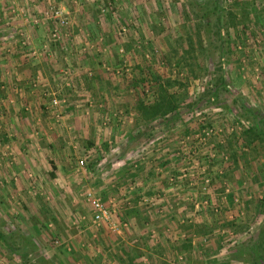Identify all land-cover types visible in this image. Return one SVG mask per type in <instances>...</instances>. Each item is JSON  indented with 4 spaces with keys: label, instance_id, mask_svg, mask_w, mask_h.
Returning <instances> with one entry per match:
<instances>
[{
    "label": "rangeland",
    "instance_id": "1",
    "mask_svg": "<svg viewBox=\"0 0 264 264\" xmlns=\"http://www.w3.org/2000/svg\"><path fill=\"white\" fill-rule=\"evenodd\" d=\"M86 1L0 0L6 32L0 53H11L9 43L17 39L32 60L53 53L68 57L55 65L52 86L43 88L45 111L40 113L51 129L63 120L68 105L63 91L73 86L72 73L92 77L99 67L114 76L109 96L120 88L130 97L117 102L115 110L107 108L101 118L98 114L96 123L115 120L123 127L116 130L118 137L113 130L100 139L102 157L109 156L100 161L97 173L104 174L97 177L111 182L122 165L135 178L127 181L122 171L111 194L97 190L92 180L97 173L91 174L93 161L86 151L94 145L80 136L70 144L74 153L67 155L76 157L69 187L80 184L72 192L58 191L61 184L40 164L35 168L40 176L27 170L26 176L12 173L14 164L23 163L17 154L30 152L34 141L25 144L27 139L3 120L13 100L8 93L0 96V264H252V243L264 253V0H92L95 22L112 29L113 47L105 34L87 39L90 33L75 27L74 4ZM12 19L40 26L41 45L26 48L30 36L11 25ZM76 38L81 43L75 46L71 40ZM39 80L35 75L31 86ZM98 84L96 91L103 89ZM53 97L60 106L51 105ZM97 98L92 103L104 108L103 98ZM130 118L134 125L128 127ZM252 125L263 135L250 132ZM161 139L167 157L157 160L154 172L164 175L171 190L144 193L137 186L144 168L139 158L159 147ZM111 152L123 160L112 162ZM133 180L132 207L124 208L129 205L124 200L117 206L107 201L124 197ZM87 190L109 203L115 226L93 222ZM174 201L177 206L171 207ZM179 210L176 219L184 227L179 236L171 228L152 227Z\"/></svg>",
    "mask_w": 264,
    "mask_h": 264
},
{
    "label": "crops",
    "instance_id": "2",
    "mask_svg": "<svg viewBox=\"0 0 264 264\" xmlns=\"http://www.w3.org/2000/svg\"><path fill=\"white\" fill-rule=\"evenodd\" d=\"M35 1V0H29ZM34 5V4H33ZM74 10L72 12V15L74 16V20L76 22L75 27L80 28L83 27L86 29L90 34L87 36V39H94L98 34H105L106 42L109 41L108 46H112L113 43H111L112 40V29L109 30L106 29V27L103 24H97L95 21L97 17V9L94 7L92 0H88L86 2H83L82 5L74 4ZM3 12L0 11V47L4 44V38L6 36V32L4 31V18H2ZM10 24L14 27L19 28V30H23L26 33L29 34L30 40L28 41V45L26 48H30L33 46L39 47L41 43H39V34L42 33V30H40V26L37 25H30V24H24L19 20L12 19L10 21ZM109 32V33H108ZM110 35V36H109ZM108 39V40H107ZM72 39V43H75V46L80 44L79 39L76 38ZM38 41V42H36ZM9 43V42H8ZM10 47L12 48V52L8 54H2L0 53V96L5 95L8 93V96L10 97L12 102L6 105L7 109L5 110V114L3 115V120L10 121L15 128L17 132V136L22 137V139H27L25 144L29 145L34 141L32 144L33 149L30 152H19L17 154L16 159L23 161L21 164H14L11 167L12 173L17 174L19 177L23 174L26 176L25 172L26 170L28 172H31L33 174H36L40 176L41 174L38 173V169H35L36 167L43 166L48 172L45 174L46 176L50 175L52 176V181L54 183H58L61 187H57L58 191H70L72 192L73 189H76L79 187V183L74 185V188L70 189V183L69 180L72 181L73 177L76 173L73 172V166L75 163L76 157H67L69 153H74V151H71L72 142L77 144L79 140V136L82 137L83 141L89 140L90 143H92L94 146H90L89 148H86V151L89 152L88 155L92 158V164H91V174H96L98 169V165L100 164V161L106 157L109 156V154L103 155L102 157V148H103V142L101 141L104 139V134H109V131H113V133L116 132V134H113L114 138L118 137L117 133L119 131H116L117 129L121 131V127L119 125H116L115 120H112V123L110 125H104L100 124V121L96 123L97 119L100 120L101 113H104V111L107 110H115V106L117 107V102H120L121 100L128 99L130 95L123 94L125 91L124 89L118 88L116 90L115 97H110L109 94H112L115 90L114 88V82L115 78L114 76H110L106 73L101 72L97 67L96 70H94V75L92 77H84L83 75H79L77 71L75 73H72L70 75V78H72L73 86L65 87L64 93L68 97V105L63 115V120L60 119L59 123H55V126L53 125V129L50 128L51 121L48 120L47 116L44 117L41 116L40 111H45V100L46 97L43 95L44 90L43 88H47L49 85L52 86V82L55 81V78L53 76V70L55 68V65L59 66L61 65V62H68V57H66L62 53H57V57L53 54H50V57L47 56H41L39 59L36 57L35 59L38 60H32L29 55L26 54L25 47L21 46V44L17 41V39L12 40V42L9 43ZM113 47V46H112ZM110 51V50H109ZM0 52H3L0 50ZM75 56V55H74ZM73 55L69 56L73 62L79 63V60L75 59L77 57H74ZM58 58V59H57ZM57 61V62H56ZM94 61V66L96 67L97 63ZM111 61V60H110ZM56 62V63H55ZM112 62V61H111ZM114 62V61H113ZM76 65V63H74ZM74 65V66H75ZM76 67V66H75ZM39 74L41 76V81L39 80L38 85H32L30 79L33 78L35 75ZM51 80V83H49ZM109 80L108 85L105 88L104 81ZM97 81V82H96ZM99 82L98 86H102L104 89H99L98 91L95 90L97 83ZM112 82V83H111ZM55 84V83H54ZM23 86L27 87L26 89H23ZM34 86V87H33ZM37 86V87H36ZM56 87V84L53 85ZM109 86H113V88H109ZM32 87V88H31ZM46 95V93H45ZM7 96V97H8ZM93 96L98 97V99L103 98L104 102V108H98L96 105H94L93 102ZM70 97V98H69ZM96 100V99H95ZM96 102V101H95ZM28 105V107L26 106ZM109 105V106H108ZM134 111L131 109V107L127 110ZM47 112V111H46ZM100 118H99V116ZM134 119L131 120V118L128 120L130 122L128 127H131L134 125L132 124ZM125 120H122V122ZM141 123V122H140ZM140 126L143 128L145 126V122L141 123ZM71 129V132L68 130ZM73 128V129H72ZM34 129L39 130V134L34 132ZM63 129V130H62ZM32 130L31 136L29 132ZM65 130V131H64ZM35 135H33L34 133ZM67 134V135H65ZM72 134V135H71ZM117 135V136H116ZM71 137H74L71 138ZM101 139V140H100ZM163 141L162 139L158 142L159 147L154 148L153 151H146L144 153V156H141L139 158V162L142 161L144 168L140 170V173L138 175V185L141 186V190L145 192H153V193H159V192H168L170 191L166 181L162 179L164 175L160 173L158 175L155 174L154 168L156 165L157 160H163L167 157V154H164V144H161ZM37 143H40L41 146H38ZM75 146V145H74ZM114 150H117L116 147L113 148ZM105 153H108L105 151ZM58 157L60 158L61 162H57L56 159L52 161L51 158ZM122 155H116V154H110L109 159L112 160V162L116 160H123L121 159ZM15 159V160H16ZM73 159V160H72ZM149 159V161H147ZM49 161V163L47 162ZM51 160V162H50ZM74 161V163H73ZM95 161V162H94ZM152 161L154 163L153 167H150L152 165ZM119 164V161L116 162ZM161 164V162H160ZM23 165H26L23 167ZM122 171H126L124 166L117 167L116 174L113 175V178L111 179V182L107 180H101L97 177L104 174L97 173L94 175L95 184L97 185V190L104 191L107 193V190L109 194H111V190L114 188V186H117L116 183L120 180V177L122 178L124 174H122ZM127 172V171H126ZM135 173L127 172L125 174L126 180L129 182L135 178ZM29 175V174H28ZM42 178L44 177V171L42 173ZM71 178V179H70ZM75 178V177H74ZM107 179L108 177H104V179ZM22 180V178H19ZM17 179V181H19ZM80 179V178H79ZM78 180V179H77ZM91 180V181H92ZM16 183H19L17 182ZM40 183V182H39ZM26 187L30 186V180L27 183ZM136 184V181H132V183H129L128 187H125L123 190V193L125 196L119 197L117 199L116 196H112L107 200L109 203H111L113 206L121 205V202L123 200L128 203L129 205L124 208L132 207L131 201L134 199L131 197L134 194V187ZM136 186V187H137ZM135 187V188H136ZM44 192V191H43ZM48 192V191H47ZM76 193V192H74ZM136 193V192H135ZM145 196V194H144ZM2 198V197H0ZM172 199H175L174 197H171L169 200L172 201ZM74 202H78V200L74 199V196L71 199ZM107 203V204H109ZM75 205V204H73ZM166 205V203L163 201L162 206ZM170 205V204H169ZM136 206V205H134ZM177 206V202H173L171 207ZM36 207V206H35ZM122 207V206H120ZM180 209V208H179ZM181 214V210L177 213H171L169 217H165V219H157L156 223L152 225H156L160 232H165L166 229H170L177 233L178 236L182 234L180 233L181 229L184 227L180 226V223H182L181 219H176L177 214ZM139 214H142L141 212ZM143 223L147 224L148 222H144V219H141ZM191 220V219H190ZM167 236V235H166ZM161 239L165 238V235H161ZM164 245H166L164 242H162ZM171 251V250H170ZM164 252H157V253H149L152 255H163ZM264 254V253H263ZM252 264H264V262L260 263H252Z\"/></svg>",
    "mask_w": 264,
    "mask_h": 264
},
{
    "label": "built area",
    "instance_id": "3",
    "mask_svg": "<svg viewBox=\"0 0 264 264\" xmlns=\"http://www.w3.org/2000/svg\"><path fill=\"white\" fill-rule=\"evenodd\" d=\"M58 104L60 106L58 99L56 97H53L51 99V105L57 106ZM77 163H78V165H83L84 160L80 159V160H78ZM85 200L91 206L93 222H95L97 224L102 223V222H108L110 224V226L116 225L111 220L110 207L102 200V198L99 195H97L92 190H87L85 193Z\"/></svg>",
    "mask_w": 264,
    "mask_h": 264
},
{
    "label": "trees",
    "instance_id": "4",
    "mask_svg": "<svg viewBox=\"0 0 264 264\" xmlns=\"http://www.w3.org/2000/svg\"><path fill=\"white\" fill-rule=\"evenodd\" d=\"M249 131L253 132L255 134H260L263 135V132L260 130L259 127H255V125L249 127ZM264 231V229L262 230ZM255 243L251 245V263H262L264 262V254L259 252L258 250L255 249Z\"/></svg>",
    "mask_w": 264,
    "mask_h": 264
}]
</instances>
